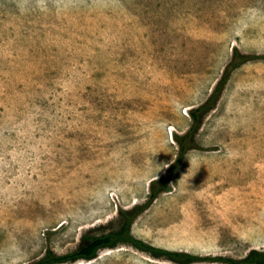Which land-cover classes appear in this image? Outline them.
Returning a JSON list of instances; mask_svg holds the SVG:
<instances>
[{
	"label": "rangeland",
	"instance_id": "rangeland-1",
	"mask_svg": "<svg viewBox=\"0 0 264 264\" xmlns=\"http://www.w3.org/2000/svg\"><path fill=\"white\" fill-rule=\"evenodd\" d=\"M236 49L254 58L151 199ZM135 207L133 235L189 264L264 251V0H0V264L75 251ZM64 264L180 263L124 244Z\"/></svg>",
	"mask_w": 264,
	"mask_h": 264
},
{
	"label": "trees",
	"instance_id": "trees-1",
	"mask_svg": "<svg viewBox=\"0 0 264 264\" xmlns=\"http://www.w3.org/2000/svg\"><path fill=\"white\" fill-rule=\"evenodd\" d=\"M251 55L241 53L238 49L234 52L232 60L230 61L222 79L217 84L216 88L211 93L210 97L205 103L197 108H193L190 111L192 117V126L188 132L183 136H176L177 141L181 145L180 156L176 161L175 166L170 170L165 177L160 180L152 181V193L151 199L158 196L161 191H168L169 181L171 174L179 163L183 160L185 154L196 148L197 142L195 135L198 129L201 127L203 120L207 113L214 109L219 101L225 85L230 79L231 73L241 66L242 64L253 59ZM159 185L157 188L156 186ZM144 210L143 207H135L132 210L124 212L120 227L113 232L102 236L92 237L87 239L86 242L77 250L69 252L64 255H58L51 250L48 251L45 256L35 264H64L74 263L79 260H92L96 258L99 252L106 248H116L120 245L129 244L142 251L150 253L156 258H167L180 264H189L200 260L201 257L183 252V251H170L163 248L155 247L133 235L132 227L137 216ZM223 260L230 264H264V251H252L248 256L242 259L223 258V257H208V259Z\"/></svg>",
	"mask_w": 264,
	"mask_h": 264
},
{
	"label": "clouds",
	"instance_id": "clouds-1",
	"mask_svg": "<svg viewBox=\"0 0 264 264\" xmlns=\"http://www.w3.org/2000/svg\"><path fill=\"white\" fill-rule=\"evenodd\" d=\"M167 165H165V167H166Z\"/></svg>",
	"mask_w": 264,
	"mask_h": 264
}]
</instances>
